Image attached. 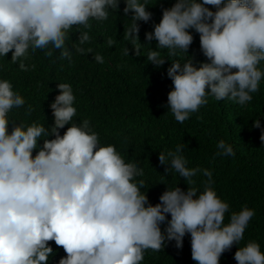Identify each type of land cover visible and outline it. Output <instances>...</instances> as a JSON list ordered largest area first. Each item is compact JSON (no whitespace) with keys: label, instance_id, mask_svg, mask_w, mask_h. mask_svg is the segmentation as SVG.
Listing matches in <instances>:
<instances>
[{"label":"clouds","instance_id":"1","mask_svg":"<svg viewBox=\"0 0 264 264\" xmlns=\"http://www.w3.org/2000/svg\"><path fill=\"white\" fill-rule=\"evenodd\" d=\"M123 2L124 14H132L123 35L135 53L156 67L165 58L171 61L167 109L176 122L188 120L208 97L241 106L252 101L264 79V0H175L145 33L146 41L157 42L155 50L142 45L138 35V22L147 23L152 16L148 0ZM119 4L120 0H0V58L26 72L35 67L26 61L37 50L49 57L58 51L56 58L71 64L74 52H92L82 47L90 40L91 22L107 21ZM73 28L79 36L69 48L66 42ZM190 30L199 34L207 60L198 67L187 55L193 43ZM106 44L111 47L112 38ZM142 46H148L146 54H141ZM180 54L187 57L183 62L176 58ZM124 55L129 56L127 48ZM93 59L104 62L99 53ZM56 88L59 94L49 105L50 125L18 120L13 118L15 111L23 109L27 118L33 106L9 79L0 77V264H53L60 249L64 255L55 264H142L146 251L158 252L166 241L182 248L186 234L195 264H219L234 244L236 264H264V252L255 240L238 247L255 210L242 205L230 211L229 203L217 194L212 172L187 166L183 144L159 152L158 160L166 166L164 176L170 171L178 174L187 189L165 183L166 190L153 206L142 167L126 161L115 145L102 143L89 118L74 120L76 97L70 83H56ZM254 127L261 129L264 143L259 118ZM216 148L217 156L235 155L224 140ZM198 174L206 178L202 190L193 186ZM166 215L170 220L162 232Z\"/></svg>","mask_w":264,"mask_h":264},{"label":"trees","instance_id":"2","mask_svg":"<svg viewBox=\"0 0 264 264\" xmlns=\"http://www.w3.org/2000/svg\"><path fill=\"white\" fill-rule=\"evenodd\" d=\"M174 3L175 0H148L147 10L152 13L151 19L147 23L138 22L142 45L150 44L155 50L157 42L146 41L145 33L152 31L154 23H159L162 9ZM124 7L123 0H120L118 11L110 13L107 21L91 22L87 29L90 40L82 47L90 48L92 52H74L71 64L67 60H58V51L49 57L37 50L26 61L27 65L35 67L26 72L0 58V77L9 79L14 89L19 90L34 109L27 118L23 109L17 110L13 118L38 120L45 124L47 121L50 125L49 105L59 94L56 83H70L76 97L77 116L74 120L78 123L81 118H89L102 143L115 145L126 161L131 160L142 167L144 175L141 178L148 187L149 203L154 206L159 202L166 184L178 183L177 186L186 191L184 178H178V174L172 171L164 176L166 166L158 160L159 152L174 150L178 144H183L187 166H198L212 172L217 194L229 203L230 211H239L242 205L255 210L238 247L255 240L264 252V143L260 140L261 129L254 127V120L259 118L261 128H264V79L252 101L243 106L231 100L218 101L208 97L207 104L191 113L188 120L176 122L167 109V94L172 88L167 68L171 61L165 58V63L156 67L146 62V56L135 53L123 35L124 27L130 25L127 19L132 15H125ZM207 7L215 11L212 6ZM192 35L193 43L187 55L198 67L200 62L207 60L200 51L199 34L192 31ZM78 36L77 29L73 28L66 42L69 48L77 42ZM108 38L113 40L111 47L106 44ZM147 47H141V54H146ZM125 48L129 56L124 55ZM96 53L104 57L103 63L95 62L93 56ZM166 54L165 50L162 55ZM10 58L11 53L6 59ZM176 58L183 62L187 57L180 54ZM63 131L60 130L61 134ZM219 140L231 144L235 155H215ZM194 179L196 184L193 186L202 190V181L206 178L198 174ZM227 219L228 214L225 222ZM168 220L170 215H166L165 222L161 224L162 232ZM50 243L56 251L54 242ZM236 250L234 244L221 255L219 264H236L233 259ZM62 255L64 253L60 249L53 264ZM142 264H195L191 259L190 235H185L180 249L175 247V241H166L160 251H146Z\"/></svg>","mask_w":264,"mask_h":264}]
</instances>
